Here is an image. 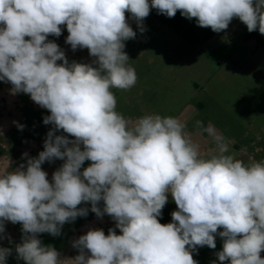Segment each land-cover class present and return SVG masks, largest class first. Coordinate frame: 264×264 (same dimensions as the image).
I'll use <instances>...</instances> for the list:
<instances>
[{
    "label": "clouds",
    "instance_id": "1",
    "mask_svg": "<svg viewBox=\"0 0 264 264\" xmlns=\"http://www.w3.org/2000/svg\"><path fill=\"white\" fill-rule=\"evenodd\" d=\"M153 8L169 18L180 11L214 32L239 18L249 32L264 34V0H0V81L47 109L43 123L53 125L38 157L0 175V234L5 221L22 225L15 251L25 264H60L37 234L59 236L66 222L88 215L77 207L82 202L97 217L110 216L121 234L87 231L73 242V264H197L193 252L215 249L216 235L223 238L221 264H264V161L245 165L224 155L223 137L201 121L197 127L214 138L219 155L201 157L176 118L145 115L130 127L116 111L112 89L137 81L124 51L136 36L126 13L143 31ZM63 25L66 43L88 49L91 64H70L48 40ZM54 159L64 163L49 182L41 165ZM85 161L91 163L81 171ZM168 194L178 210L161 224ZM11 252L0 248V264Z\"/></svg>",
    "mask_w": 264,
    "mask_h": 264
},
{
    "label": "rangeland",
    "instance_id": "2",
    "mask_svg": "<svg viewBox=\"0 0 264 264\" xmlns=\"http://www.w3.org/2000/svg\"><path fill=\"white\" fill-rule=\"evenodd\" d=\"M166 17L155 8L151 9L142 22L141 31L131 14L126 13L136 36L124 42V51L129 57L127 66L135 69L137 81L128 90L112 89L117 101L116 111L129 121L130 127L145 115L178 119L185 126L184 134L197 145L201 157L206 159L219 155V146L203 128L197 127V121H201L204 128L213 126L216 133L223 137V144L227 148L224 155L231 156V149L234 150L236 146L243 148L251 143L264 144V51L242 53L241 63L234 64L231 60L225 66L210 65L204 57L193 53L190 41H184L181 45V40L167 34L168 29L163 22ZM187 25L196 30H208L199 27L197 22ZM61 28L59 37L49 35L48 40L60 47L70 64H91L95 58L89 55L88 49L73 51L66 43V25ZM183 45L186 48H182ZM48 115L50 112L36 104L30 95L13 93L10 83L0 81V175L13 171L21 164L26 165L28 159L38 157L39 152L44 150L47 133L53 128V125L43 123ZM55 134L68 135L63 130ZM68 138L74 139L71 136ZM63 163V160L54 159L41 165L48 174L49 182H52L53 173ZM90 163L85 161L81 171ZM77 207L89 209L88 215L66 222L59 236L37 234L42 245L57 250L60 264H73L72 259L79 254L73 242L89 230L102 229L107 235L108 230L113 228L117 235L121 234L110 216L104 214L97 217L91 212L90 202H82ZM98 207L103 210L104 202L100 201ZM177 210L171 194H168V202L162 209L161 217H158L160 223L172 222L171 213ZM4 223L5 232L0 234V248L12 250L6 264H25V261L18 259L15 251L24 235L22 225L10 221ZM222 230L218 229V232ZM222 240L216 235L215 249L198 246L193 252L197 264H221L216 253L222 250Z\"/></svg>",
    "mask_w": 264,
    "mask_h": 264
},
{
    "label": "crops",
    "instance_id": "3",
    "mask_svg": "<svg viewBox=\"0 0 264 264\" xmlns=\"http://www.w3.org/2000/svg\"><path fill=\"white\" fill-rule=\"evenodd\" d=\"M192 20L194 21L183 17L180 11H177L174 17H166V21L163 22L170 37L181 40V45L184 41H190L193 53L204 57L210 65L225 66L231 60L234 64L241 63L242 53L264 51V34H260L258 29L249 32L247 26L239 18H233L228 28L220 32H214L211 28H208L206 32L196 30L195 27L187 25L189 22H196L195 18ZM181 47L186 48L185 45ZM231 156L242 160L245 165L262 162L264 161V144L251 143L243 148L236 146L234 150L231 149ZM260 255L264 258V251Z\"/></svg>",
    "mask_w": 264,
    "mask_h": 264
}]
</instances>
